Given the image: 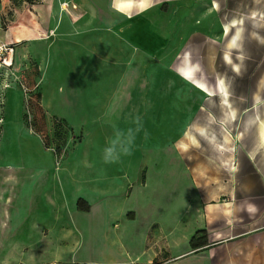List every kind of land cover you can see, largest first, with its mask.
I'll use <instances>...</instances> for the list:
<instances>
[{
	"label": "rangeland",
	"instance_id": "rangeland-1",
	"mask_svg": "<svg viewBox=\"0 0 264 264\" xmlns=\"http://www.w3.org/2000/svg\"><path fill=\"white\" fill-rule=\"evenodd\" d=\"M212 2L219 10L225 0H0V47H13L11 67L0 66V264H48L66 208L93 202L128 221L146 216L149 237L167 232L179 247L200 225L192 173L216 162L202 160L209 148L235 154L237 187L251 176L243 133L229 143L227 112L224 121L201 112L228 103L229 81L242 94L261 81L257 63L237 79L211 61ZM53 117L68 126L59 141ZM240 188L213 197L264 200Z\"/></svg>",
	"mask_w": 264,
	"mask_h": 264
},
{
	"label": "crops",
	"instance_id": "crops-1",
	"mask_svg": "<svg viewBox=\"0 0 264 264\" xmlns=\"http://www.w3.org/2000/svg\"><path fill=\"white\" fill-rule=\"evenodd\" d=\"M245 4L246 8L251 6L248 11ZM259 4L257 0H225L224 7L214 10L215 2H212V21L206 28L211 36L208 41L216 48L209 55L212 62L219 58L229 75L237 79L247 78L250 64L257 63L261 80L243 94L229 81L230 99L226 105L212 103L201 108V112H208L214 120H223V111L227 112L229 143H238L237 134L243 133L244 159L251 175L240 177L237 187L233 182L237 169L235 154L227 156L209 148L201 157L203 161H216L199 163L192 173L193 182L201 191L196 202L200 225L195 232H205L206 245L195 251L190 249L189 240L195 232L182 239L179 247L167 232L163 237L157 233L149 237L151 221L146 216L128 221L119 215L121 208L112 209L111 202H93L87 212L66 208V216L59 217L66 228L60 226L53 231L51 237L59 241L50 244L48 264H154L158 257L163 258L158 264H264V200L245 204L235 198L220 201L223 194L213 197V191H233L235 197L234 192L241 185L251 191L264 190V9H259ZM197 29H205L203 22L197 23ZM6 39L13 41L12 37ZM14 40L21 41L16 36ZM242 95L247 98L244 102L240 101ZM63 105L69 112L79 111L76 105H68L66 101ZM61 116L70 125H85ZM227 159L232 162L225 169L223 161Z\"/></svg>",
	"mask_w": 264,
	"mask_h": 264
},
{
	"label": "trees",
	"instance_id": "trees-1",
	"mask_svg": "<svg viewBox=\"0 0 264 264\" xmlns=\"http://www.w3.org/2000/svg\"><path fill=\"white\" fill-rule=\"evenodd\" d=\"M10 1L13 3L21 1L24 4H27L29 6L39 5L42 2V0H10ZM52 125L54 129V138L58 141L62 140L64 138V135L66 134V131L68 130L67 124L63 120L53 117ZM62 128L64 129V131H62ZM80 203H83V202H78L77 205H79ZM77 208H78L77 210L81 212H87L89 210L87 206H85V208H80V207H77ZM206 242L207 241L205 237V232L197 231L190 238L189 247L191 250L195 251L199 248L204 247L206 245Z\"/></svg>",
	"mask_w": 264,
	"mask_h": 264
},
{
	"label": "built area",
	"instance_id": "built-area-1",
	"mask_svg": "<svg viewBox=\"0 0 264 264\" xmlns=\"http://www.w3.org/2000/svg\"><path fill=\"white\" fill-rule=\"evenodd\" d=\"M13 47L2 45L0 47V66L10 68L12 65Z\"/></svg>",
	"mask_w": 264,
	"mask_h": 264
},
{
	"label": "bare ground",
	"instance_id": "bare-ground-1",
	"mask_svg": "<svg viewBox=\"0 0 264 264\" xmlns=\"http://www.w3.org/2000/svg\"><path fill=\"white\" fill-rule=\"evenodd\" d=\"M16 38H17V41H19V37L16 36Z\"/></svg>",
	"mask_w": 264,
	"mask_h": 264
}]
</instances>
